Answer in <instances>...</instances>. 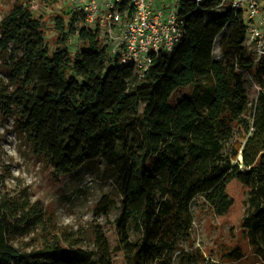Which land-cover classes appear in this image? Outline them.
<instances>
[{"label":"trees","instance_id":"16d2710c","mask_svg":"<svg viewBox=\"0 0 264 264\" xmlns=\"http://www.w3.org/2000/svg\"><path fill=\"white\" fill-rule=\"evenodd\" d=\"M223 2L178 0L183 37L171 53L155 54L142 77L118 63L99 28L80 25L74 9L67 19L55 16L62 46L52 51L28 5L15 1L0 19V116L14 118L58 175L96 159L113 170L121 197L118 243L127 264H170L168 254L191 227L193 200L202 196L223 218L234 207L236 188L246 193L241 226L264 258V58L254 70L244 48L246 25L229 4L204 16ZM73 35L81 43L74 55L64 47ZM240 70L260 87L251 122ZM188 86L190 93L172 99ZM235 127L243 142L226 153ZM5 179L0 174V264H114L101 231L94 250L72 238L62 245L41 203ZM111 205L105 196L98 207L106 212ZM130 224L139 235L134 241ZM36 235L28 249L13 244ZM225 256L243 258L238 246Z\"/></svg>","mask_w":264,"mask_h":264},{"label":"rangeland","instance_id":"374dc122","mask_svg":"<svg viewBox=\"0 0 264 264\" xmlns=\"http://www.w3.org/2000/svg\"><path fill=\"white\" fill-rule=\"evenodd\" d=\"M19 1L30 7L34 17L41 20L44 37L50 51L62 46L58 40L54 18L57 15L67 19L66 12L73 10L67 0H0V19L11 7ZM227 1L215 10L205 12L204 16L215 17L227 9ZM244 21L248 18L244 15ZM82 25V21L79 23ZM224 29L215 40L214 56H219V40L225 33ZM102 43L107 39L100 30ZM245 45V50L253 58V69L259 61L252 45ZM74 55L81 43L77 35L70 36L66 46ZM109 54L111 52L108 50ZM244 81V88L249 104L246 117L249 121L256 114V105L260 87L254 75L239 71ZM191 86L178 88L172 95L176 99L190 93ZM239 127L234 128L226 153L230 152L233 142H243L238 134ZM240 160V155L237 157ZM0 174L6 176L5 184L14 191L26 189L31 201L41 203L45 217L59 232L62 245L65 239L72 238L79 247L86 250L95 249V235L98 231L106 237L111 249L114 264H127L124 254L119 248L117 217L121 211L120 194L115 181V174L102 159L85 163L71 174H56L41 154L34 151L29 138L15 124L13 117L0 116ZM234 207L229 215L220 218L202 196H197L191 205L192 224L187 236H180L172 252L170 264H264V258L254 252L249 243L246 230L241 226L245 215L246 193L234 189ZM112 199L111 207L105 212L98 207L103 197ZM129 236L135 240L139 235L132 224L129 226ZM35 239L15 238L13 244L23 250L27 244L38 242ZM238 246L243 254L240 260L228 259L225 252ZM264 248V240H262Z\"/></svg>","mask_w":264,"mask_h":264},{"label":"built area","instance_id":"2783aa9c","mask_svg":"<svg viewBox=\"0 0 264 264\" xmlns=\"http://www.w3.org/2000/svg\"><path fill=\"white\" fill-rule=\"evenodd\" d=\"M201 1V0H197ZM246 14L245 43L258 60L264 58V0H225ZM85 26L103 30L108 50L118 63L130 65L142 77L157 53H171L184 33L177 13L178 0H67Z\"/></svg>","mask_w":264,"mask_h":264},{"label":"crops","instance_id":"0c3cea01","mask_svg":"<svg viewBox=\"0 0 264 264\" xmlns=\"http://www.w3.org/2000/svg\"><path fill=\"white\" fill-rule=\"evenodd\" d=\"M158 2L161 4H168L171 2V0H158Z\"/></svg>","mask_w":264,"mask_h":264},{"label":"water","instance_id":"95a60500","mask_svg":"<svg viewBox=\"0 0 264 264\" xmlns=\"http://www.w3.org/2000/svg\"><path fill=\"white\" fill-rule=\"evenodd\" d=\"M241 159H242V158H241V156H240V160H239V161H241Z\"/></svg>","mask_w":264,"mask_h":264}]
</instances>
